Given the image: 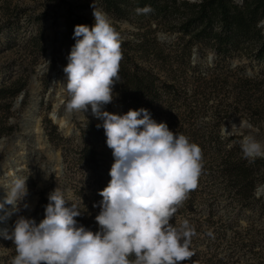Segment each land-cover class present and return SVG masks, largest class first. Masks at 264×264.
I'll use <instances>...</instances> for the list:
<instances>
[{
	"label": "rangeland",
	"instance_id": "1",
	"mask_svg": "<svg viewBox=\"0 0 264 264\" xmlns=\"http://www.w3.org/2000/svg\"><path fill=\"white\" fill-rule=\"evenodd\" d=\"M185 1L197 3L200 0ZM93 4L104 11L98 0H0V88L26 82L25 95L18 105L15 103L19 95L12 100L0 94V177L22 152L15 142L16 135L25 138V125L21 127L19 121L31 99L35 103L37 96L38 124L59 160L58 170L52 169L42 153H32L20 164V176L28 177V195L19 210L9 214V232L19 216L33 217L40 198L48 200L49 193L57 187L64 191L69 202L67 206L74 205L82 212L76 217L78 224L92 231L99 230L95 217L100 208L93 205L102 200L98 193L111 179L112 150L106 144L107 137L86 140L84 130L88 124L102 125L88 112H71L69 133H64L53 122L50 113L57 98L50 92L52 74L60 73V83L67 82L63 59H67L75 39L62 49L59 41L55 55L47 53L48 27L61 36L65 24L79 16L92 26ZM108 16L121 34V40L147 39L150 53L158 55H151L158 59L150 65L161 79L177 88L179 97L169 104V113L157 117V122H175L174 129L180 127L176 133L184 134L202 149L203 169L198 186L188 194L172 221L178 226L187 219L195 228L196 235L191 242L194 255L189 264H264V193L257 191L259 187L260 190L264 188L261 186L264 185V164L259 167V180L250 204L242 206L220 194L223 184L217 176L218 161H214L221 146L218 136L225 141L226 148L236 141L229 138L240 137L242 142L248 132L257 141L264 142V63L253 57L250 49L217 56L210 45L202 42L190 45L187 37L180 38L176 31L156 28L152 23L151 30L147 29L149 32L144 36L146 26L139 28V23ZM258 26L264 37V18ZM154 38L159 44L152 47ZM47 58H50L48 64ZM46 65L48 71L43 69ZM60 83L55 86L57 89L62 88ZM36 84L38 91L33 90ZM61 95V107L66 110L67 96L62 89ZM10 102L12 105L8 109ZM104 106L108 109L118 107L116 114L124 112L115 97ZM23 117L29 119L27 114ZM237 120L246 121L250 127L237 134L232 130L224 132L228 123ZM9 125L14 128L12 132L7 130ZM84 144L96 152L98 162L95 164L81 159L79 151ZM26 146L32 148L31 144ZM38 217L36 213L32 218L37 224ZM10 244L11 240L0 237V264H11L16 255Z\"/></svg>",
	"mask_w": 264,
	"mask_h": 264
},
{
	"label": "clouds",
	"instance_id": "2",
	"mask_svg": "<svg viewBox=\"0 0 264 264\" xmlns=\"http://www.w3.org/2000/svg\"><path fill=\"white\" fill-rule=\"evenodd\" d=\"M93 7L94 24L74 28L75 44L63 68L66 110L92 114L103 121L106 144L114 163L108 185L99 191L102 200L93 207L98 231L78 224L82 212L67 206L61 187L48 195L44 218L19 216L13 229H0L11 240L16 255L11 264H185L195 228L185 219L172 223L188 194L198 186L203 169L202 149L184 134L156 122L146 108L129 109L120 115L102 111L113 101L123 59L121 34L108 14ZM149 6L137 14L149 13ZM245 159L264 156V142L246 136L241 142ZM27 178L13 176L0 183L5 204L18 211L28 195ZM27 208V204H23ZM3 219V217H0Z\"/></svg>",
	"mask_w": 264,
	"mask_h": 264
},
{
	"label": "trees",
	"instance_id": "3",
	"mask_svg": "<svg viewBox=\"0 0 264 264\" xmlns=\"http://www.w3.org/2000/svg\"><path fill=\"white\" fill-rule=\"evenodd\" d=\"M98 1L109 15L139 23V28L146 26L144 36L149 32L148 30H151V24L154 23L156 28L176 31L180 38L187 37L186 42L190 45L199 42L210 45L217 56L250 49L251 55L264 63V37L258 26L264 18V0H239V2L237 0H200L197 3H189L185 0ZM145 6H149L152 11L137 14L136 9ZM86 23V19H82L81 16L69 20L61 34L60 48L66 47L74 40L76 25ZM152 42V47L159 44L155 38ZM146 43V38L138 41L122 39L123 59L120 63V80L114 85L113 93L124 110L123 114L129 109L146 108L157 122V117L169 113L171 109L168 106L173 99L177 100L179 93L173 84L161 79L154 67L150 65L153 60L156 63L158 59L152 56L158 57V55H156L157 52L152 55ZM251 45L253 48H250ZM25 88L26 82H22L15 87L0 88V94L14 100ZM11 105L10 102L8 109ZM174 123H167L169 129L174 132L179 131L180 127L174 129ZM13 129L12 125L7 127L9 132ZM84 134L87 137L86 140L106 137L103 127L97 128L94 124H88ZM229 139L236 141L226 148L225 141L217 137V142L222 146L218 149V157L214 159L215 162L218 161L217 176L223 184L219 191L221 195L236 200L242 206H248L259 180V167L264 164V160L259 157L252 160L245 159L241 150L240 137L234 136ZM79 155L82 160H88L90 163L98 162L96 152L88 144L83 145ZM48 203L47 198L41 197L30 219L37 213L40 222L44 218L45 206ZM13 227L14 224L12 229ZM9 247L12 252H15L13 244ZM189 262L190 260L185 264Z\"/></svg>",
	"mask_w": 264,
	"mask_h": 264
},
{
	"label": "bare ground",
	"instance_id": "4",
	"mask_svg": "<svg viewBox=\"0 0 264 264\" xmlns=\"http://www.w3.org/2000/svg\"><path fill=\"white\" fill-rule=\"evenodd\" d=\"M48 38H47V53L49 55H55L56 52V46H57V34L53 33L50 27H48L47 30ZM48 55V56H49ZM67 61L64 62V65H67ZM41 69V68H40ZM45 71H48V66H44L43 68ZM58 72V71H56ZM63 73V72H62ZM39 75V72H37V76ZM53 75L55 76V73L53 72ZM60 73L55 76V81L50 86V92L52 91V97L57 98V102L54 105V109L50 113L51 118L53 119V122L58 124V126L61 128V130L64 133H69L70 131V123H69V117L71 112H68L67 110H63L61 107L62 102V95H61V89H57L55 86L61 82ZM34 83V82H33ZM34 91H38L37 84L33 86ZM37 101V100H36ZM35 103H32V106L34 107ZM33 110V108H32ZM102 111H108L111 113L116 114L118 112V107L114 106L111 109L106 108L104 105L102 106ZM88 112L91 117L96 122H102L101 119L96 118L91 111V107H88V110L85 111ZM84 113V112H83ZM29 115V119L23 118L22 124L25 125L23 129L25 130V138L21 135H16L15 142L18 146V148L22 149V152L17 155L15 160L11 162L9 165H7V172L2 174L0 177L2 180L0 183H8L13 176H20L19 171L21 170L22 166L20 165L24 160H28V158L31 156L32 153H35L36 155L44 154L48 160L51 163L53 170L59 169V160L57 158V153L51 148V146L47 143L46 138L43 135L42 129L40 128L38 124V118H35L33 115V112L27 113V116ZM236 126V128L230 126V125ZM242 120H237L234 122L228 123L225 127L228 130L234 131L236 134L241 133L244 131V129H248L250 127V124ZM27 126V128H26ZM248 136H250V133L248 132ZM30 138V140H28ZM26 144H31L32 148L27 147ZM264 158V156H261ZM259 192L264 193V188H261ZM6 196V190L3 187H0V202H3L4 197ZM13 211V208L11 205L5 204L3 209H0V217H3V219H0V229H3L5 226L9 224V214Z\"/></svg>",
	"mask_w": 264,
	"mask_h": 264
},
{
	"label": "water",
	"instance_id": "5",
	"mask_svg": "<svg viewBox=\"0 0 264 264\" xmlns=\"http://www.w3.org/2000/svg\"><path fill=\"white\" fill-rule=\"evenodd\" d=\"M65 30V29H64ZM60 38H61V36L60 35H58V37H57V44L59 43V41H60ZM57 47V46H56ZM64 61H67L68 62V60L67 59H63ZM50 62V58H47V60H46V64H48ZM59 70H60V68H58V72H59ZM55 76L52 74V78H51V85H52V83L55 81ZM25 91L26 90H23L20 94H19V96L17 97V100H16V103H15V105L17 104V103H20L21 102V100H22V98L24 97V95H25ZM33 98L31 99V104L29 105V107L26 109V111H25V114L24 115H26L28 112H30V109H31V112H33V115H34V117L35 118H38L37 117V115H36V113H37V110H38V100H39V98H38V96H37V101L35 102V105H34V107L32 106V103H33ZM18 105V104H17ZM32 108H33V110H32ZM24 115H22V117H21V119H20V121H19V123L21 124V127H22V120H23V116ZM224 132H229V130L225 127L224 129ZM17 133H15V135H16ZM44 137H45V135H44ZM261 186H264V185H261ZM259 190H260V187L257 189V191H258V193H259ZM9 225V224H8ZM5 226L3 229H9L10 227L9 226Z\"/></svg>",
	"mask_w": 264,
	"mask_h": 264
}]
</instances>
